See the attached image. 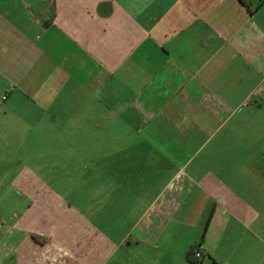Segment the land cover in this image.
<instances>
[{
  "label": "crops",
  "instance_id": "1",
  "mask_svg": "<svg viewBox=\"0 0 264 264\" xmlns=\"http://www.w3.org/2000/svg\"><path fill=\"white\" fill-rule=\"evenodd\" d=\"M0 130V264H264V0H0Z\"/></svg>",
  "mask_w": 264,
  "mask_h": 264
},
{
  "label": "rangeland",
  "instance_id": "2",
  "mask_svg": "<svg viewBox=\"0 0 264 264\" xmlns=\"http://www.w3.org/2000/svg\"><path fill=\"white\" fill-rule=\"evenodd\" d=\"M38 163L35 161L26 162L17 154L11 155L0 151V216H8L11 211H16V209L13 210L12 208L14 194H8L6 190L17 179L15 176L17 172L26 164L36 165ZM15 194L17 195V202H19L22 196L18 192H15Z\"/></svg>",
  "mask_w": 264,
  "mask_h": 264
},
{
  "label": "built area",
  "instance_id": "3",
  "mask_svg": "<svg viewBox=\"0 0 264 264\" xmlns=\"http://www.w3.org/2000/svg\"><path fill=\"white\" fill-rule=\"evenodd\" d=\"M5 99H6V97L3 96V97L1 98V101H4ZM2 226H3V225L0 223V228H2ZM193 256H194L195 259H201V258H202L201 254H200L197 250H195V251L193 252Z\"/></svg>",
  "mask_w": 264,
  "mask_h": 264
},
{
  "label": "trees",
  "instance_id": "4",
  "mask_svg": "<svg viewBox=\"0 0 264 264\" xmlns=\"http://www.w3.org/2000/svg\"><path fill=\"white\" fill-rule=\"evenodd\" d=\"M186 258L188 261L192 262V258H190V255H188Z\"/></svg>",
  "mask_w": 264,
  "mask_h": 264
}]
</instances>
